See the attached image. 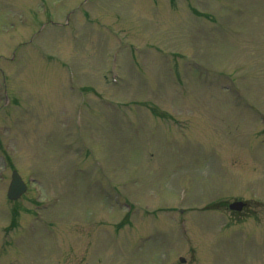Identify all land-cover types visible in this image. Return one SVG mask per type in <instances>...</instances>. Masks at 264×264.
<instances>
[{
    "label": "rangeland",
    "instance_id": "1",
    "mask_svg": "<svg viewBox=\"0 0 264 264\" xmlns=\"http://www.w3.org/2000/svg\"><path fill=\"white\" fill-rule=\"evenodd\" d=\"M0 264H264V0H0Z\"/></svg>",
    "mask_w": 264,
    "mask_h": 264
},
{
    "label": "water",
    "instance_id": "2",
    "mask_svg": "<svg viewBox=\"0 0 264 264\" xmlns=\"http://www.w3.org/2000/svg\"><path fill=\"white\" fill-rule=\"evenodd\" d=\"M25 190H26V185L24 181L21 179V177L18 175L16 171H13L12 179L9 184V188L7 192L8 197L11 199L18 198ZM236 204L238 208L241 206L240 202ZM234 206L235 205L231 204V207H234Z\"/></svg>",
    "mask_w": 264,
    "mask_h": 264
}]
</instances>
